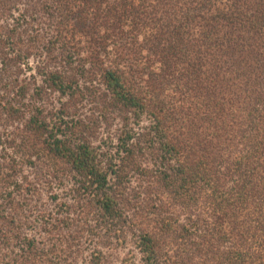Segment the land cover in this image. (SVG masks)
I'll return each instance as SVG.
<instances>
[{
    "label": "trees",
    "instance_id": "16d2710c",
    "mask_svg": "<svg viewBox=\"0 0 264 264\" xmlns=\"http://www.w3.org/2000/svg\"><path fill=\"white\" fill-rule=\"evenodd\" d=\"M0 120V264H264V0H0Z\"/></svg>",
    "mask_w": 264,
    "mask_h": 264
},
{
    "label": "rangeland",
    "instance_id": "374dc122",
    "mask_svg": "<svg viewBox=\"0 0 264 264\" xmlns=\"http://www.w3.org/2000/svg\"><path fill=\"white\" fill-rule=\"evenodd\" d=\"M53 99L57 100V95L53 96ZM71 114L75 117L79 130L85 132L88 138L96 145H100L101 140L105 139L109 134L110 136L116 137L121 125L120 120L116 119L118 113H113L102 108L93 96H88L84 101L83 99L80 100L78 106L72 110ZM144 122H146L145 119ZM1 124H3L2 120H0ZM4 130L8 132L14 131L10 125L6 129L0 126V132H4ZM142 185L143 183L138 179L133 180L131 191L128 192V209L139 211L145 206H148L147 198L144 195L145 190ZM61 191L62 189H58L54 185V188L49 190L48 195L53 193L61 194ZM48 195H45L43 199L45 203L50 205L52 203ZM131 252H134L136 255L133 261L129 259ZM104 264H140V256L134 249L132 241L128 239L125 247L113 246L112 250L107 251V259Z\"/></svg>",
    "mask_w": 264,
    "mask_h": 264
}]
</instances>
